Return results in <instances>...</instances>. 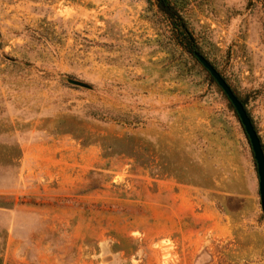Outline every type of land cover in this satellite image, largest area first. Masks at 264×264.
<instances>
[{
    "label": "rangeland",
    "instance_id": "rangeland-1",
    "mask_svg": "<svg viewBox=\"0 0 264 264\" xmlns=\"http://www.w3.org/2000/svg\"><path fill=\"white\" fill-rule=\"evenodd\" d=\"M161 1L0 0V264H264L248 139L176 38L264 144V0ZM173 177L208 187L160 222Z\"/></svg>",
    "mask_w": 264,
    "mask_h": 264
},
{
    "label": "water",
    "instance_id": "water-1",
    "mask_svg": "<svg viewBox=\"0 0 264 264\" xmlns=\"http://www.w3.org/2000/svg\"><path fill=\"white\" fill-rule=\"evenodd\" d=\"M193 56L196 58L198 63L208 72L211 79L221 89L223 94L228 99L230 105L233 107L239 122L244 130V133L248 139L250 149L253 155V159L256 166V173L258 177V192L260 198L261 211L264 214V150L261 143V139L257 134V131L252 123L250 116L248 115L244 104L233 92L229 84L226 82L224 77L215 69V67L198 51L193 52ZM67 81L82 85L81 83L72 79Z\"/></svg>",
    "mask_w": 264,
    "mask_h": 264
},
{
    "label": "crops",
    "instance_id": "crops-1",
    "mask_svg": "<svg viewBox=\"0 0 264 264\" xmlns=\"http://www.w3.org/2000/svg\"><path fill=\"white\" fill-rule=\"evenodd\" d=\"M186 136V134L184 135V137ZM169 138V142H171V135H168ZM158 187V193H157V198H153L155 203V206H157L156 208H153V216H157L160 218L161 216H163L165 213H167V215H171V214H177V212H179L178 208L179 207H183V208H187L188 206H191L193 204L192 201V197H188L186 196V194H184L183 196V201L180 199L179 200V204H176V196L173 195V192L171 191H197V190H204L207 189L208 186H205L201 183H194L191 182L187 179H179L176 177H173L172 179H169L166 182L163 183H158L157 185ZM210 188H212V186H210ZM166 190L167 192H164L165 196H160L162 193V190ZM176 195H181L179 192L177 194V192H174ZM192 196V195H191ZM163 208V210H161ZM163 221L166 222L167 221H174V218H169V219H165L163 217L162 219ZM162 221V222H163ZM161 222V221H160ZM164 227V226H163ZM173 228V227H170ZM161 235H165V233H160Z\"/></svg>",
    "mask_w": 264,
    "mask_h": 264
},
{
    "label": "trees",
    "instance_id": "trees-1",
    "mask_svg": "<svg viewBox=\"0 0 264 264\" xmlns=\"http://www.w3.org/2000/svg\"><path fill=\"white\" fill-rule=\"evenodd\" d=\"M164 1V0H162ZM161 1V2H162ZM168 13V12H167ZM177 26V25H176ZM181 28L183 29H179L177 35H176V38L180 37L181 39V42H178L177 41V44L179 45H182L186 51L188 52H195V51H198L195 43H194V38L192 36V34L188 31V29L186 28V26L183 24V25H180ZM186 43V44H185ZM199 52V51H198ZM195 58V57H194ZM196 59V58H195ZM243 103V102H242ZM244 104V103H243ZM233 109V107H232ZM234 110V109H233ZM235 112V111H234ZM248 113V112H247ZM236 114V113H235ZM249 115V114H248ZM237 116V115H236ZM238 118V117H237ZM263 146V150H264V144H262Z\"/></svg>",
    "mask_w": 264,
    "mask_h": 264
}]
</instances>
